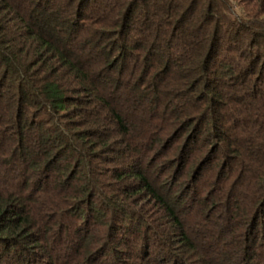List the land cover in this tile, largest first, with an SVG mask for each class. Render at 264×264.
Instances as JSON below:
<instances>
[{"label":"trees","instance_id":"trees-1","mask_svg":"<svg viewBox=\"0 0 264 264\" xmlns=\"http://www.w3.org/2000/svg\"><path fill=\"white\" fill-rule=\"evenodd\" d=\"M0 264H264V0H0Z\"/></svg>","mask_w":264,"mask_h":264}]
</instances>
